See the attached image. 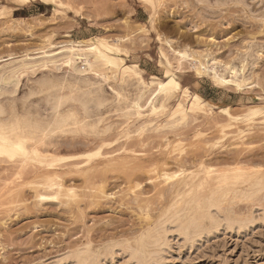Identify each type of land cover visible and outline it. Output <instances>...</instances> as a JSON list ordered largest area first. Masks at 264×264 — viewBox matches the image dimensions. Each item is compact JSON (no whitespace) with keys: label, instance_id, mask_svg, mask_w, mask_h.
I'll list each match as a JSON object with an SVG mask.
<instances>
[{"label":"rangeland","instance_id":"1","mask_svg":"<svg viewBox=\"0 0 264 264\" xmlns=\"http://www.w3.org/2000/svg\"><path fill=\"white\" fill-rule=\"evenodd\" d=\"M58 1L63 4L59 11L32 2L27 7L7 8L0 14V60H4L0 66L19 64L22 57L29 61L28 65L25 63L29 69L22 67L18 72L20 82L12 95L16 99L41 79L34 80L35 77L44 74V78L53 79L54 75L58 78L71 73L86 76L90 80L98 79L108 96L118 91L115 86L119 88L118 81L105 66L99 69L107 79L93 71L74 72L63 63V57L57 59L61 58L64 44L95 35L110 41L121 39L123 48L129 51V62L137 61L146 72L158 76L162 74L157 62L160 50L175 62L173 52L164 42L169 40L174 49L195 51L200 58L209 55L215 61L209 66L218 72L229 75L232 66L239 76L250 77L244 91L232 86L220 87L207 75L197 76L194 61H183L184 71L178 73L181 83L218 105L211 111L195 107L176 112L178 121L172 127L157 125L169 118L170 106L175 104L177 96L169 101L166 111L143 116L128 128L124 119L117 117L114 106L122 97H116L102 108L104 123H112L114 128L102 140L112 143L102 146L98 156L59 162L56 171L64 188L53 199L41 201L36 197L47 191L46 181L41 178L43 172L37 166L28 165L19 172L18 163L0 160V264H74V252L85 248L95 254L97 264H135L126 248L128 244L134 245L136 236L164 211L171 199L170 186L178 179V173L198 172L200 177L207 171L233 166H257L264 172L263 113L229 121L220 112V107L228 106L233 115H242L249 108L264 105V100L253 98L264 95V0L204 3L152 0L156 12L152 20V4L147 0ZM0 4H7L6 0H0ZM158 36L162 42L157 40ZM47 55H51L49 60ZM52 58L62 64L53 61V65ZM76 62L82 67L80 60ZM134 85L125 87L123 94L132 97L137 88ZM34 96L35 102L40 96ZM147 96L148 92L141 104ZM187 100L184 94V107ZM41 108L43 111L44 106ZM145 121L152 124L141 131ZM222 125H228L223 128L226 137L221 133ZM123 129L126 131L121 132ZM59 142L50 148L58 156L94 151L101 145L100 139L91 136H65ZM162 170L169 178L163 176ZM66 188L71 189L72 197L66 196ZM53 191H57L55 186L47 192ZM262 194L253 202L239 203L228 213H221L236 219L245 217L244 227L220 226L194 242L184 241L178 233L171 232L158 263L154 264H264V221L256 217L257 220L249 219V213L264 208Z\"/></svg>","mask_w":264,"mask_h":264},{"label":"bare ground","instance_id":"2","mask_svg":"<svg viewBox=\"0 0 264 264\" xmlns=\"http://www.w3.org/2000/svg\"><path fill=\"white\" fill-rule=\"evenodd\" d=\"M147 1L152 4L150 5L152 20V17L156 13L155 6L152 0ZM197 1L204 3L208 0ZM32 2L50 6L55 11H59L63 8L62 2L58 0H6L7 4H0V14L7 8L27 7L30 6ZM11 3H13V6L8 5ZM157 40L163 41L160 36L157 37ZM121 42V39L110 41L104 36L95 35L88 39L70 41L68 45L64 44L61 46L62 51L60 50L61 48H59L61 51L60 54L56 51V53L61 56V58L58 57L57 59H62L63 57V63L70 66L74 72L85 73L93 71L96 76L107 79L105 75L103 76L102 73H100L101 70L99 68L102 66L108 68L111 75L116 78L119 84V88L118 85H115L118 91L114 90V94L111 96H108V93L98 79L95 78L96 80H90V78L88 79L86 76H76L71 75V73L70 75L64 74L58 78L54 75L55 79H53L54 77L44 78L46 74L38 78L35 77V79L33 78L34 80L41 79L37 82L35 81L33 85H30L28 90L26 89L27 91L25 94H23L24 92L22 91V96L20 95L21 97L16 99L12 95L16 90L18 82H20L18 81L20 80L18 79V72L22 67H26L29 61L25 62L26 57H22L23 59L20 60L19 64L0 66V126L5 127L12 133L8 137L11 143L4 146L5 154H0V160L18 163L19 172L28 165H35L38 170L43 172L41 178L45 179V184L47 185L44 190L46 189L49 192V190L55 186L57 191H53L54 193H48L47 191L46 193H38L36 197L39 200L44 201L56 198V196H58V191L64 188L61 177L56 171L58 170L56 168L59 167V162L75 160L82 156H87L89 158L98 156L102 146H108L112 143L102 140L103 137L109 135L114 130L112 123H104L102 108L108 105L109 102H113L116 97H122L119 103H116V105L113 104V106L115 105V111L118 112L117 117L123 118L124 124L128 128L132 122L143 116L150 117L164 111L166 107L169 106V101L174 98V96H177L175 104L170 106L171 112L169 118L157 125L163 128L175 125L178 121L176 119L178 117L174 116L176 112L185 111L188 108L190 111L191 108L194 109L195 107L201 110L211 111L218 105L217 102L204 98L197 91H192L187 85L181 83L178 73L184 71L182 67L183 61L191 63L194 61L196 63V65H194V71L197 73V76L207 75L217 86H232L239 91H244L250 84L248 82L250 77L247 78L243 74L239 76L238 72L232 66L229 68V75L225 72H218L214 67L209 66L210 64L212 65V63L215 64L214 59L209 58V55L201 56V58H203L201 59L196 55L195 51L174 49L169 40H165L164 42L171 52H173L175 62L173 64L172 59H169L167 54L163 50H160V57L157 62H159L162 69V74L158 76L154 73L146 72L137 61L129 62V51L123 48ZM56 53L52 54L56 55ZM45 54L44 51V55ZM51 55H49L50 57L47 55L48 60L51 58ZM42 56L43 55H41V57ZM36 57L38 58L39 56ZM56 57L54 58L56 59ZM43 58L41 59L42 61L44 60ZM48 60L44 62L48 64ZM54 60L52 58L50 61L53 62ZM78 60L82 62V67L80 64H77L76 61ZM1 61L4 60H0V62ZM9 61H6V63ZM57 62L58 61L55 63ZM25 63H27V65ZM49 63L51 64V62ZM35 64H38V62H35ZM41 64L44 63L41 62ZM27 67L28 68L25 69H29V66ZM240 72H243V65L241 66ZM131 85H134L135 88L137 86V91L135 90L132 97L122 92V90H125V87L127 89ZM177 85L179 86L178 88L176 87ZM134 89L132 88V90ZM119 90L122 92V95ZM128 91L133 92L130 89ZM146 92H148L146 101L144 104H141L140 100L143 95H146ZM184 94L186 97L188 96L186 107H184L182 101ZM34 95L40 96L35 102L32 99ZM1 97L3 98L1 99ZM34 97L36 98V96ZM253 98L256 100H264V95H256ZM41 105L44 106L43 111L41 110ZM229 108L228 106L220 107V112L229 121L248 118L255 113H263L262 115H264V105L261 107L249 108L242 115H233L229 111ZM148 121L143 122L141 127L139 126L141 131L152 124H149ZM228 125L221 126L223 137L227 136L223 128ZM123 131H126V129H123L121 132ZM65 136H91L92 138L100 139L101 145H99V147L97 146L98 148L94 151L76 155L58 156L50 152V148L58 146V144L61 143L59 142L61 138ZM15 144H22L24 152L9 155V153H14L15 150L13 146ZM73 165H77V163H73ZM163 172L164 170H162L161 173ZM186 173L188 172H185V174H183V172L177 174L178 179L171 184L169 190L171 199H169V202L166 204L165 208H163L164 211L158 214V218H156V220H151L147 224V228L143 229V232L140 231L141 233L136 236L134 240L135 246L133 244V246L129 244L128 246L126 245L127 255L132 258L131 260H134L135 264L158 263L157 259L162 255L164 247L166 246L168 234L171 232L178 233L184 241L194 242L198 239L200 240L203 235L206 236L211 231H215L220 226H225L227 228L233 225L244 227V222L246 221L245 217L240 219L231 218L228 216L229 214L227 215L228 211L239 203L253 202L264 192V172H262V169H259V167L257 168V166H253V168L233 166L222 170L214 169L207 171L200 177L198 176V172ZM163 176L169 178L165 173H163ZM70 190V188L64 190L68 198L72 197L69 194ZM262 195H264V193ZM260 199H262V197ZM224 206L226 208H224ZM254 211L255 212L252 214L249 213V219L256 217L260 218V220L262 218L263 220L261 221H264V208ZM222 212H227L226 216H223L224 214ZM221 213L223 215H221ZM115 244L117 245L116 242ZM115 244H113V246ZM110 247H112V245ZM90 251L88 248H85V250H76L73 256L74 258L71 257V260L73 258L74 264H97L98 259L95 257V254L92 255Z\"/></svg>","mask_w":264,"mask_h":264},{"label":"snow or ice","instance_id":"3","mask_svg":"<svg viewBox=\"0 0 264 264\" xmlns=\"http://www.w3.org/2000/svg\"><path fill=\"white\" fill-rule=\"evenodd\" d=\"M163 87V85H162ZM177 88L179 87L178 85L176 86ZM187 91V90H185ZM12 133L6 129L3 126H0V154H5L4 153V146L8 145L11 143V141L8 139V137L11 135ZM14 153H9V155H14L16 153H23L24 149H23V145L22 144H15L14 146Z\"/></svg>","mask_w":264,"mask_h":264}]
</instances>
